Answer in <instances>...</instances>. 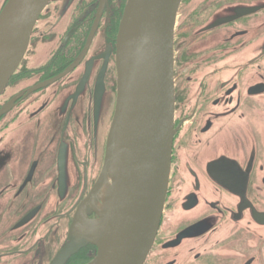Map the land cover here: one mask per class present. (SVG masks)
<instances>
[{
	"label": "flooded vegetation",
	"instance_id": "af4514ba",
	"mask_svg": "<svg viewBox=\"0 0 264 264\" xmlns=\"http://www.w3.org/2000/svg\"><path fill=\"white\" fill-rule=\"evenodd\" d=\"M126 1L51 0L0 93V264H56L70 241L104 161ZM173 81L169 182L143 264H264V0H181ZM96 252L86 242L59 264Z\"/></svg>",
	"mask_w": 264,
	"mask_h": 264
},
{
	"label": "water",
	"instance_id": "95a60500",
	"mask_svg": "<svg viewBox=\"0 0 264 264\" xmlns=\"http://www.w3.org/2000/svg\"><path fill=\"white\" fill-rule=\"evenodd\" d=\"M51 0H8L0 11V93L29 47ZM181 0H127L119 24L116 93L101 171L78 205L62 262L92 242L86 264H143L157 233L171 168L174 127L173 37ZM102 203L99 205L98 201ZM91 211L97 218L90 219Z\"/></svg>",
	"mask_w": 264,
	"mask_h": 264
}]
</instances>
